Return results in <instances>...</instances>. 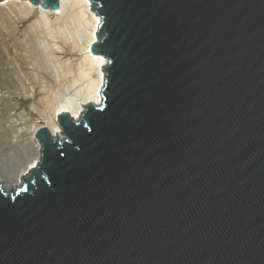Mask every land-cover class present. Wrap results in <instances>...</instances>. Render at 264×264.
I'll return each instance as SVG.
<instances>
[{
  "label": "water",
  "instance_id": "water-1",
  "mask_svg": "<svg viewBox=\"0 0 264 264\" xmlns=\"http://www.w3.org/2000/svg\"><path fill=\"white\" fill-rule=\"evenodd\" d=\"M89 1L102 103L0 186V264H264V0Z\"/></svg>",
  "mask_w": 264,
  "mask_h": 264
},
{
  "label": "bare ground",
  "instance_id": "bare-ground-1",
  "mask_svg": "<svg viewBox=\"0 0 264 264\" xmlns=\"http://www.w3.org/2000/svg\"><path fill=\"white\" fill-rule=\"evenodd\" d=\"M6 4L13 14L0 15V111L7 117L16 109L18 104L10 95L34 99L37 92L43 94L30 105L43 125L32 122L25 110L0 120L5 132L0 137V186L4 192H13L22 186L21 177L41 161L42 147L35 138L38 128L45 127L52 136L62 138L59 114L68 113L78 120L84 107L101 105L102 67L107 60L90 50L101 19L90 11L89 0H60L55 11L30 0H7ZM30 20L19 32V26ZM66 53H78L82 61L74 66Z\"/></svg>",
  "mask_w": 264,
  "mask_h": 264
},
{
  "label": "rangeland",
  "instance_id": "rangeland-1",
  "mask_svg": "<svg viewBox=\"0 0 264 264\" xmlns=\"http://www.w3.org/2000/svg\"><path fill=\"white\" fill-rule=\"evenodd\" d=\"M36 15V14H35ZM34 15V16H35ZM32 22V20L30 21H27V22H24L22 23L20 26H19V29L18 31L21 32L23 31L24 29H26V27ZM25 27V28H24ZM67 55H65L66 58H71L72 61H73V65L76 66L80 61H82V56H80L78 53H73V54H69V53H66ZM2 82V79L0 77V83ZM4 90H2L3 92ZM9 91V90H8ZM8 91L7 89H5V91L3 93H5V96H8ZM10 95V93H9ZM10 99L13 101V102H17V107L15 110H12L10 111L9 115L7 117H5L6 115L5 114H2L1 111H0V120L3 119V117L5 118H13L14 115H11V114H16L18 113L19 111H22V110H25L27 111L30 119L32 122H35L37 123L38 125H43L44 124V121L43 119H41L35 112H33L31 109H30V105L35 102V101H38L41 97H43V94H40V93H36L34 99H24L20 96H16V95H10ZM1 106V105H0ZM1 109V107H0ZM25 125H20L19 127H24ZM5 134V132L3 131V127H2V122L0 121V137ZM21 188V187H20ZM16 191V190H15Z\"/></svg>",
  "mask_w": 264,
  "mask_h": 264
},
{
  "label": "built area",
  "instance_id": "built-area-1",
  "mask_svg": "<svg viewBox=\"0 0 264 264\" xmlns=\"http://www.w3.org/2000/svg\"><path fill=\"white\" fill-rule=\"evenodd\" d=\"M7 0H3L0 2V15L1 16H9L13 14V8L10 5L6 4Z\"/></svg>",
  "mask_w": 264,
  "mask_h": 264
}]
</instances>
